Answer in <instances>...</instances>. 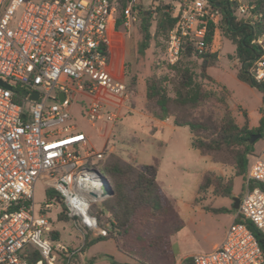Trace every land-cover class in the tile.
<instances>
[{
    "label": "built area",
    "instance_id": "2783aa9c",
    "mask_svg": "<svg viewBox=\"0 0 264 264\" xmlns=\"http://www.w3.org/2000/svg\"><path fill=\"white\" fill-rule=\"evenodd\" d=\"M136 1L129 0L123 11L124 28L136 21ZM228 2L235 6L233 16L260 23V33L250 42L255 55L249 78L262 84L264 13L256 12L254 0ZM115 7L116 0H0V82L8 86L0 84V264H30L24 256L32 252L39 255L34 264H56L55 253H69L51 240L46 216L35 213L37 180L60 195L69 219L105 235L89 214L102 199L105 182L94 166L105 152L89 149L87 136L69 125V107L85 96L86 121L107 125L117 121L118 110L95 97L98 89L128 101L127 85L107 70ZM171 14L176 23L168 34L165 61L177 62L186 40L198 54L206 52V25L217 26L220 13L207 0H177ZM244 186L222 242L211 252L191 256L190 264H264V251L250 229L235 221H248L264 235V159L248 163Z\"/></svg>",
    "mask_w": 264,
    "mask_h": 264
},
{
    "label": "rangeland",
    "instance_id": "374dc122",
    "mask_svg": "<svg viewBox=\"0 0 264 264\" xmlns=\"http://www.w3.org/2000/svg\"><path fill=\"white\" fill-rule=\"evenodd\" d=\"M38 1V0H33ZM177 0H137L143 10L153 11L158 4H173ZM253 1V0H252ZM235 17V21H243ZM217 24L213 52L218 55L217 64L207 69V75L212 83L203 82L206 89L218 91L223 88L227 94V105L238 126L244 125V115H247V127L256 129L264 123V98L262 92L249 82L240 81L237 73L242 70L236 54L237 35L223 32L224 25ZM220 27V28H219ZM140 17L128 28L120 26L112 28L110 43V58L108 73L116 81L125 83L128 88V101L99 88L95 97L118 110V119L113 124L97 123L91 126L85 118V109L89 98L78 96L69 107L71 122L77 131L89 137L88 148L114 154L124 161L133 163L136 167L144 165L155 169V181L173 207L184 227L170 237V251L180 264L184 259L198 253L211 252L214 245H219L226 230L233 221V198L241 199L245 193L244 177H235L231 167L216 164L208 157L201 156L190 145L191 134L187 127H176L172 123L161 125L151 120L143 111L145 103V80L152 75L160 76L167 73L165 61L166 42L159 39L160 45L151 42L150 48L143 56L138 54V44L141 40ZM154 32V25L150 33ZM164 62V63H163ZM198 61L194 60V71L198 73ZM249 77V68L246 72ZM61 82L70 84L66 78ZM133 83V86H128ZM214 83V84H213ZM9 84H12L9 81ZM21 93V89H18ZM49 103H51L49 101ZM210 116L216 123L222 112L204 108L197 111ZM264 132V127H263ZM259 135L254 144V153L248 157V163L260 157L264 159V137ZM105 157V155H104ZM221 177L224 181L233 179L230 197L217 196L213 187L198 190L202 178L207 174ZM47 189L41 180L34 185L33 201L36 215L43 214L51 223V228L58 234L56 244L75 252L76 257L65 254L68 258L65 264H109L108 257L115 261H125L126 257L117 253L111 240L99 242L91 246L85 254L80 253L83 238L89 231L80 222L58 220L61 206L51 201L52 207L43 209L46 204ZM97 201L96 203H98ZM225 209L224 211H211ZM167 222H155L150 228V234L157 230L167 231ZM56 264H63L61 253ZM74 255V256H75ZM64 256V255H63ZM65 257V256H64ZM124 258V260L122 258Z\"/></svg>",
    "mask_w": 264,
    "mask_h": 264
},
{
    "label": "trees",
    "instance_id": "16d2710c",
    "mask_svg": "<svg viewBox=\"0 0 264 264\" xmlns=\"http://www.w3.org/2000/svg\"><path fill=\"white\" fill-rule=\"evenodd\" d=\"M128 2L129 0H116L113 29L122 26L123 11ZM207 2L220 13V27L223 28L222 24L224 25L223 32L238 36L235 54L242 64L243 71H238L237 78L257 87L264 98V83H254L246 74L255 55V48L250 42L260 33V23L235 21L233 16L235 6L228 0H207ZM254 3L256 12L264 13V0H254ZM217 4L219 6H216ZM132 12L140 17L141 40L137 50L139 55L145 54L151 42L157 46L160 45L159 39L167 41L168 34L176 23V17L171 14L170 4L160 3L150 11L143 10L136 1ZM152 24L154 32L151 34ZM216 29L217 26L212 23L206 25L204 34L208 48L206 52L198 54L186 40L177 62L172 65L166 64L167 73L160 76L152 75L145 80L144 110L157 120L167 119L176 127H187L191 134L190 145L193 149L201 156L208 157L213 163L231 167L235 177L245 178L248 157L254 153V144H249L248 140L254 133L264 137V123L261 121V127L249 129L247 115L243 114L244 125L238 126L227 105V92L223 88L215 91L204 87V81L212 83L207 75V69L214 67L218 61L217 53L210 50ZM109 58L110 53H108ZM194 60L199 62L198 73L194 71ZM128 86H133V83ZM204 108L219 110L222 115L216 123L211 121L210 116L205 117L203 114L200 119L197 111ZM94 168L105 178L112 195L90 207L89 214L95 218L97 228L104 231L105 235L92 232L86 234L80 253L85 254L91 246L99 242L112 240L116 250L126 256L129 262H117L111 256H107L109 264H176L174 255L170 251V237L179 232L184 227V223L157 185L155 169L148 165L136 167L114 154L106 153L103 160ZM232 181L233 179L224 181L221 177L208 173L202 178L198 190L213 187L217 196L230 197ZM253 186L254 184H250L249 187ZM46 201V204L54 201L61 206L58 220H69L62 198L55 190H47ZM235 221L244 223L250 229L259 247L264 251V235L248 221L239 218ZM155 222H167L169 229L165 232L157 230L156 233L150 234V228ZM50 238L56 242L58 234L52 231ZM69 253H73L72 256L76 257L71 248ZM63 255L64 253H61L65 264L68 257ZM24 257L30 264H34L39 259L36 252ZM182 264H190V258L183 260Z\"/></svg>",
    "mask_w": 264,
    "mask_h": 264
},
{
    "label": "water",
    "instance_id": "95a60500",
    "mask_svg": "<svg viewBox=\"0 0 264 264\" xmlns=\"http://www.w3.org/2000/svg\"><path fill=\"white\" fill-rule=\"evenodd\" d=\"M227 6H228V4H226ZM216 6H219V4H217ZM0 84L1 85H3V86H5V87H8L6 84H4V83H2V82H0ZM36 94H34L33 96H32V98L34 99V100H36ZM63 99V96L62 95H60V100H62ZM257 138H259V135H252L250 138H249V140H248V143L249 144H253V142L257 139ZM104 182H105V185L102 187V189H101V193H100V197L103 199V198H106V197H109V196H111L112 195V190H111V188L109 187V185H108V183H107V181L105 180V178H104ZM233 201H234V204H233V209L234 210H237L238 209V206H239V199L238 198H233Z\"/></svg>",
    "mask_w": 264,
    "mask_h": 264
},
{
    "label": "crops",
    "instance_id": "0c3cea01",
    "mask_svg": "<svg viewBox=\"0 0 264 264\" xmlns=\"http://www.w3.org/2000/svg\"><path fill=\"white\" fill-rule=\"evenodd\" d=\"M111 31H112V29H111ZM216 32V31H215ZM111 34H112V32H111ZM214 40H215V34H214V37H213V40H212V44H211V46H210V50H211V52H213L214 50V48H215V45H214ZM113 106V105H112ZM117 110H119V108L117 109ZM143 111H144V113L151 119V120H153V121H156V122H159L161 125H165L166 123H171L170 122V120H162V121H160V120H157V119H155V118H153L152 116H150L148 113H146L145 112V110H144V105H143ZM102 124V123H101ZM87 138H88V142H89V137L87 136ZM240 200V199H239ZM233 204H234V201H233ZM232 209H233V206H232ZM236 211V210H235ZM235 211H234V209H233V219H234V216H235ZM183 229V228H182ZM181 229V230H182ZM178 233V232H177ZM172 237V236H171ZM108 241V240H107ZM112 241V240H111ZM103 242V241H102ZM113 242V241H112ZM113 245H114V243H113ZM215 246H217V245H214L213 246V248L215 247ZM114 247H115V245H114ZM116 249V248H115ZM117 251V250H116ZM117 253H119L118 251H117ZM119 254H121V253H119ZM121 255H123V254H121ZM124 256V255H123ZM124 257H126V256H124ZM122 258V257H121ZM123 260H124V258H122ZM126 260L125 261H122V263H124V262H129V259L126 257L125 258ZM185 260V259H184ZM176 264H180V261L178 260V261H176ZM182 264V263H181Z\"/></svg>",
    "mask_w": 264,
    "mask_h": 264
}]
</instances>
